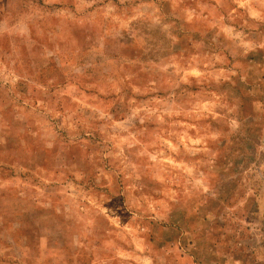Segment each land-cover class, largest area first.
Masks as SVG:
<instances>
[{"label":"rangeland","instance_id":"obj_1","mask_svg":"<svg viewBox=\"0 0 264 264\" xmlns=\"http://www.w3.org/2000/svg\"><path fill=\"white\" fill-rule=\"evenodd\" d=\"M0 264H264V0H0Z\"/></svg>","mask_w":264,"mask_h":264}]
</instances>
